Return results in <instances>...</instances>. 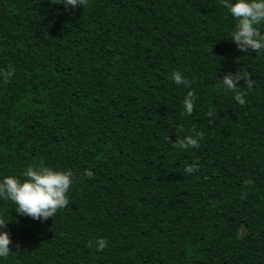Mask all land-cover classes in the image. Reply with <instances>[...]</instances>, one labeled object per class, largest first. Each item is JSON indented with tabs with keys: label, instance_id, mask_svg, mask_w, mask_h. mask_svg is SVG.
Masks as SVG:
<instances>
[{
	"label": "trees",
	"instance_id": "obj_1",
	"mask_svg": "<svg viewBox=\"0 0 264 264\" xmlns=\"http://www.w3.org/2000/svg\"><path fill=\"white\" fill-rule=\"evenodd\" d=\"M60 3L0 0V179L73 173L44 222L0 199V264H264V55L228 39L222 0Z\"/></svg>",
	"mask_w": 264,
	"mask_h": 264
},
{
	"label": "clouds",
	"instance_id": "obj_2",
	"mask_svg": "<svg viewBox=\"0 0 264 264\" xmlns=\"http://www.w3.org/2000/svg\"><path fill=\"white\" fill-rule=\"evenodd\" d=\"M66 9H75L80 6L84 8L88 0H61ZM223 6L235 21L228 38L233 42L238 51L243 53L255 52L258 56L264 55V0H222ZM7 78L11 73H0ZM171 80L176 85L187 87L189 81L180 72L174 71ZM241 77L226 73L218 79L219 87L225 92L235 93L234 99L240 104L245 103L244 93L238 91V82ZM250 86V85H249ZM186 114L191 115L194 108L193 93L188 92L182 101ZM178 148H198L199 141L193 136H186L183 140L174 144ZM187 174L198 171L195 164L184 168ZM85 175L91 176L89 171ZM23 179L14 175L5 176L0 179V199L9 200L15 205V212L20 217H29L33 220L44 222L55 216L59 209L69 204L67 193L73 182L71 171L54 169L51 167L34 168L32 166L22 174ZM251 180L245 181L250 185ZM7 223L0 219V259L10 254L9 245L12 243L9 234L3 231ZM97 250L106 247V240L99 238L96 241Z\"/></svg>",
	"mask_w": 264,
	"mask_h": 264
},
{
	"label": "rangeland",
	"instance_id": "obj_3",
	"mask_svg": "<svg viewBox=\"0 0 264 264\" xmlns=\"http://www.w3.org/2000/svg\"><path fill=\"white\" fill-rule=\"evenodd\" d=\"M246 236H247L246 228L244 226L239 227L237 231V238L240 240H244Z\"/></svg>",
	"mask_w": 264,
	"mask_h": 264
}]
</instances>
